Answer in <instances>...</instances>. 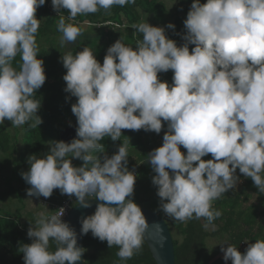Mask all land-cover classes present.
<instances>
[{
  "label": "clouds",
  "instance_id": "1",
  "mask_svg": "<svg viewBox=\"0 0 264 264\" xmlns=\"http://www.w3.org/2000/svg\"><path fill=\"white\" fill-rule=\"evenodd\" d=\"M127 3L135 0H51L61 46L81 35V27L71 22L78 15ZM44 4L0 0V125L5 119L14 126L32 120V128L42 123L41 102L33 96L46 81L44 62L37 58L41 19L35 15ZM183 26L184 33H177L184 41L180 46L166 35L173 23L142 22L132 26L142 33L135 47L117 39L102 64L87 46L61 56L64 91L76 98L71 105L76 138L48 141V151L29 155V168L21 173L29 197L49 198L59 189L83 208L91 207L92 196L105 202L80 220V234L91 232L109 248L118 246L121 260L140 250L149 228L131 199L137 174L128 168L129 138L111 156L99 143L105 137L119 140L122 129L159 134L166 122L162 145L146 162L155 173L158 209L176 221L203 218V227L214 229L222 213L212 201L240 183L237 169L264 194V0H192ZM17 53L19 70L12 66ZM169 70L171 84L158 78ZM208 154L211 159H202ZM69 157L82 165L73 166ZM64 214L63 207L53 215L36 214L35 226L27 230L32 242L22 248L24 264H84L86 249L77 246V233L61 219ZM153 227L161 231L159 223ZM50 240L55 251H49ZM246 243L244 253L227 241L219 244L226 264H264V239Z\"/></svg>",
  "mask_w": 264,
  "mask_h": 264
},
{
  "label": "trees",
  "instance_id": "2",
  "mask_svg": "<svg viewBox=\"0 0 264 264\" xmlns=\"http://www.w3.org/2000/svg\"><path fill=\"white\" fill-rule=\"evenodd\" d=\"M188 1L184 0L179 8H174L173 13L167 10V3L174 2V0H135V3H127L124 6L113 5L108 10L100 8L96 13L78 15L71 22L81 27L82 33L77 37L79 43L69 49L68 46L66 48L60 44L63 34L57 30L59 16L53 11L51 0H45V4L37 8L36 18L41 19L36 33L37 58L44 62L46 81L36 91L33 99L41 102L37 115L42 119V123L37 128H32L29 127L34 122L32 120L23 126H14L5 119V122L0 125V164L5 162L11 166V180L7 178L8 181L5 184L2 180L3 177L0 178V204L2 205L0 208V253L7 257V264H24L23 244L32 242L27 236V230L30 225L35 226V222L31 219L22 220L20 209L10 212L3 208L4 203L10 200V197L16 198L17 202H22V194L13 188L11 181L15 180L18 186L27 184L22 179L21 173L29 168L28 156L44 153V149L47 151L48 141L59 140V134L63 130L69 126H77L76 117L71 112V105L76 102V98L70 97V94L64 91L66 83L62 77L66 73V69L62 65L60 57L69 51L75 54L81 51L84 46L95 50L94 54L98 52L97 47H104L99 52V59L102 63L107 48L112 45L114 40L121 39L125 45L135 47L136 41L142 39V33L133 29L132 26L138 25L146 19H148V23L160 24L171 21L175 25V29H167L166 35L169 39L178 42L179 35L177 33L185 31L183 20L186 19L190 7V5L185 6ZM200 2L205 3L206 0H200ZM61 11L67 17V10L61 9ZM66 22L69 21L66 20ZM116 29L119 30L116 34L119 33L120 37L111 34V31ZM90 32L94 33L97 38L86 36V33L91 34ZM91 45L97 47L93 48ZM20 63L21 54L17 53L12 61V66L19 70ZM172 76V70L158 73V78L169 84L172 83ZM66 97L69 99L66 100ZM162 123L165 126L159 134L145 132L142 129L138 131L122 129V136L119 140L112 141L110 137H105L99 142L103 145L105 153L111 156L116 152L117 146L124 144L129 138L128 168L137 174L134 194L131 199L144 209L157 198L156 187L151 183V178L155 173L146 160L147 154L151 150L162 145L166 122ZM180 150L186 154V149L183 146H180ZM93 155L102 154L93 152ZM69 158L73 166L78 167L83 163L79 159ZM211 158V154L202 157L204 160ZM169 171L171 174V170ZM236 175L240 177V183L234 189H229L218 199L212 201V208L222 213L219 218L213 221L214 229L212 227L205 229L203 225L206 221L203 218L199 220L192 218L180 223H176V220L173 219L176 234L174 237L171 236L174 264H208L205 258V243L206 240L216 236H225L229 243L236 246L241 253H244L247 248L246 242L251 243L257 239H264V221L262 220L264 194L259 193L253 181L250 178H245L238 169ZM261 175L264 177V173ZM72 197L61 194L62 199ZM89 199L96 198L92 196ZM77 202L75 200V204ZM82 247L86 249L83 254L84 264H155L145 242L140 250L127 260H121L117 255L118 246L113 245L109 248L106 241L102 242L94 238L91 232L82 235ZM55 249V241L50 240L49 251H55Z\"/></svg>",
  "mask_w": 264,
  "mask_h": 264
},
{
  "label": "water",
  "instance_id": "3",
  "mask_svg": "<svg viewBox=\"0 0 264 264\" xmlns=\"http://www.w3.org/2000/svg\"><path fill=\"white\" fill-rule=\"evenodd\" d=\"M76 127L69 126L59 134V140L66 143L70 142L73 138H76ZM91 207L83 208L78 202L74 204L72 209L69 211L65 218V222L69 224L70 227L74 228L77 233V246H82V235L80 234L81 223L80 220L83 217L92 215L95 212L96 205L98 203H105L99 201L98 199H90ZM115 206V205H111ZM142 213L146 218V222L149 224V228L145 233V244L150 252V255L155 262V264H174V253L173 245L169 230L166 224L153 212L141 208ZM159 223L160 232H157L153 227V223ZM162 241V246H161ZM83 261V255L81 257ZM65 264H68L66 261ZM75 264H81V261L75 262Z\"/></svg>",
  "mask_w": 264,
  "mask_h": 264
},
{
  "label": "rangeland",
  "instance_id": "4",
  "mask_svg": "<svg viewBox=\"0 0 264 264\" xmlns=\"http://www.w3.org/2000/svg\"><path fill=\"white\" fill-rule=\"evenodd\" d=\"M183 1L184 0H176L175 4L173 6H171V5L174 2H168L167 3V5H168L167 6L168 7L167 10L170 13H173L174 8H179V6L182 4ZM191 3H192V0H189L187 2V4H185V6L186 5H191ZM144 22L148 23V19H146ZM169 22H171V21H169ZM169 22H167V23H169ZM149 24L152 25V26H165L166 25V24H160V23H154V22H152V23L150 22ZM118 31L119 30H117V29L115 31H111V34H116V32H118ZM86 34L89 35L88 37H90V38H97L94 33H91V34L86 33ZM181 34H183V33L181 32ZM116 35H118L120 37L119 33H117ZM118 36H117V38H118ZM83 38H86V37H83ZM114 42H115V40L112 42V44ZM78 43H79V39L76 38V40L74 42L66 43L64 47L67 48V46H68V49H69V48H71L73 46H76ZM176 43H177V46H180L182 43H184V41L181 39V35H179L178 42H176ZM87 44H89V42H87ZM91 47L95 48L97 46L96 45H91ZM192 47H194V46L193 45H189V51L190 52H191ZM97 48H98V50H97L98 52H96L94 55H95L96 59L101 63V61L99 59V52L104 47H97ZM93 51H95V50H93ZM47 151H48V148H47ZM47 151H45V149H44L43 152L45 153ZM10 168H11V166L8 163L2 162V164H0V178L3 177L2 180L5 182V184H6V181H8V180H6L7 178L9 180H11ZM15 182H16L15 180L11 181V185H13L14 186L13 188L17 189V191H20V193L22 194V197H21V200H22L21 203L22 204L20 202H17L15 200L16 198L10 197L11 200H9V202H11L10 204H12V206H11V208H6V209H8V211L14 212L15 210H19L20 209L19 211L21 212L23 219H29L35 212H47L48 211V209H46L47 207L45 208V206H43V204L41 203L43 201L42 200V198H43L42 196H40L39 198L27 196L26 190L29 188L28 184H25V185H22V186H18ZM0 185H1V183H0ZM3 187H4V185H3ZM1 190H3V189H1ZM158 202H159V197H157L154 200H152V203L150 202V205H149V207H146V210H149V211L153 212L154 214H156L166 224V226H167V228L169 230L170 236L174 237L176 234L174 232V227L175 226H173L174 225L173 218L167 216L164 212H162V211H160L158 209ZM177 222L180 223V221H176V223ZM205 245H206V249H209V247H207L208 246V241L207 240H206ZM0 264H7V257L4 256L1 253H0Z\"/></svg>",
  "mask_w": 264,
  "mask_h": 264
},
{
  "label": "crops",
  "instance_id": "5",
  "mask_svg": "<svg viewBox=\"0 0 264 264\" xmlns=\"http://www.w3.org/2000/svg\"><path fill=\"white\" fill-rule=\"evenodd\" d=\"M182 33H184V32H182ZM87 36H89V35H87ZM61 199L62 198H61V194H60L59 189H54L51 197H49V198L43 197L42 198L43 201L41 203L43 204V206L45 205L48 209V211L45 213L46 214L51 213L54 210L55 206L58 205V203L60 202ZM10 203L11 202H9V200L4 203L3 208H5L6 211L8 210L6 208H11L12 204H10ZM0 208H2L1 204H0ZM37 213H39V212H35L32 216L29 214L31 216L29 219L33 220L35 223H36V219H37V216H36ZM263 218H264V216H262V220L264 221ZM22 220H25V219L22 218ZM207 241H208L207 247H209V249H206L205 258H206L208 264H226V262L222 259L223 253L220 250L221 246L219 244H222L225 241H227L229 243L228 239L225 236H216L212 239H208ZM227 264H231V260L227 261Z\"/></svg>",
  "mask_w": 264,
  "mask_h": 264
},
{
  "label": "built area",
  "instance_id": "6",
  "mask_svg": "<svg viewBox=\"0 0 264 264\" xmlns=\"http://www.w3.org/2000/svg\"><path fill=\"white\" fill-rule=\"evenodd\" d=\"M75 200H76L75 196L72 198L61 199L60 202L58 203V205L55 206L54 210L47 215H53L59 210V208L63 207L65 209V214L61 219L64 221L66 216L68 215L69 211L74 206ZM242 247L244 248V244L242 245Z\"/></svg>",
  "mask_w": 264,
  "mask_h": 264
}]
</instances>
